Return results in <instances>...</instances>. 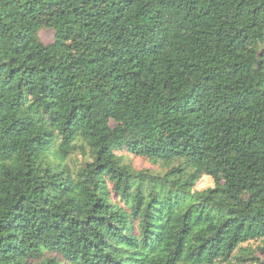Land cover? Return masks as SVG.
<instances>
[{"label":"trees","instance_id":"obj_1","mask_svg":"<svg viewBox=\"0 0 264 264\" xmlns=\"http://www.w3.org/2000/svg\"><path fill=\"white\" fill-rule=\"evenodd\" d=\"M0 264H264V0H0Z\"/></svg>","mask_w":264,"mask_h":264},{"label":"rangeland","instance_id":"obj_2","mask_svg":"<svg viewBox=\"0 0 264 264\" xmlns=\"http://www.w3.org/2000/svg\"><path fill=\"white\" fill-rule=\"evenodd\" d=\"M39 38L44 44H52L53 46V51L55 54H61L62 53V48L59 44L56 43L54 34L51 29H45L41 28L38 32ZM130 160L132 161L133 165L137 168H142V167H150V164L148 161L143 160L141 158H136L133 156L129 157ZM213 183L209 179H202L198 183V188H203L207 186H211Z\"/></svg>","mask_w":264,"mask_h":264}]
</instances>
